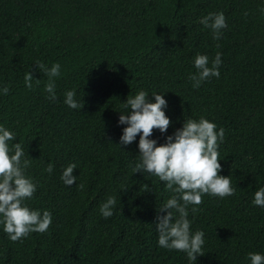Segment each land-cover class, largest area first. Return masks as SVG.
<instances>
[{"label":"trees","instance_id":"1","mask_svg":"<svg viewBox=\"0 0 264 264\" xmlns=\"http://www.w3.org/2000/svg\"><path fill=\"white\" fill-rule=\"evenodd\" d=\"M261 7L260 0H0V86L9 87L0 123L32 159L25 171L37 188L28 205L52 214L45 232L16 241L0 230V264H188L184 252L156 243L157 207L172 193L155 176L131 173L135 141L118 145L120 102L138 89L164 92L170 124L163 134L153 129L158 144L188 117L224 128L218 174L236 190L203 194L189 211L205 239L194 264H248V252L264 254V207L251 203L264 184ZM216 11L227 26L213 39L197 18ZM217 51L220 76L191 87L193 57L211 61ZM37 60L61 65L55 102ZM27 71L40 79L31 89ZM66 89L82 93L80 110L63 103ZM68 163L76 165L72 186L59 179ZM109 195L116 204L104 218L99 204Z\"/></svg>","mask_w":264,"mask_h":264},{"label":"clouds","instance_id":"2","mask_svg":"<svg viewBox=\"0 0 264 264\" xmlns=\"http://www.w3.org/2000/svg\"><path fill=\"white\" fill-rule=\"evenodd\" d=\"M260 2L264 5V0ZM260 11L264 14V7ZM197 19L204 28L211 30L213 39L219 38L221 30L227 26L222 11L207 12ZM221 55L217 51L211 61L206 54L197 53L193 57L195 71L187 76L191 87L197 88L204 80L220 76ZM34 64L35 70L47 77L43 85L47 99L55 102L56 78L61 75L60 63L51 62L49 66L37 60ZM23 80L28 89L33 87V82H40L30 71L24 74ZM8 92L6 83L0 86V96ZM163 93L138 89L134 95H127L120 102V110H116L119 113L116 123L124 126L118 137V145L126 146L135 141L138 151L133 156L131 173L155 176L172 193L157 207L153 221L157 245L184 252L188 264H194L197 255L204 253L205 239L202 230L191 228L189 211L197 210L196 206L201 203L203 194L223 198L233 195L236 189L229 175L218 174L222 167L218 162V147L224 140V128L217 127L214 121L203 116L198 119L184 118L181 127L165 135L162 143L158 144L152 138L153 129L163 134L170 124L165 114L167 101ZM81 96L82 93L77 98L75 89H66L63 103L70 109L80 110L83 104ZM13 138L15 132L0 123V230L10 240L16 241L27 237L30 232H45L52 222V214L47 209L28 205L27 201L37 188L25 171L32 159L19 142L12 143ZM73 169H76L75 163H68L60 172L59 179L66 186L76 182L77 176L72 174ZM52 170L53 164L47 163L44 171L50 174ZM251 203L264 207V184L253 191ZM115 204L116 198L109 195L99 204L100 215L110 217ZM246 255L248 264H264V254L248 252Z\"/></svg>","mask_w":264,"mask_h":264}]
</instances>
